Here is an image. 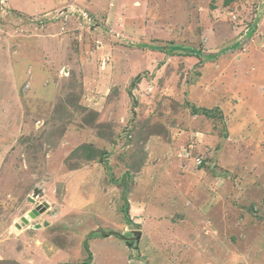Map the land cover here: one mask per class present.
Wrapping results in <instances>:
<instances>
[{"label": "rangeland", "instance_id": "374dc122", "mask_svg": "<svg viewBox=\"0 0 264 264\" xmlns=\"http://www.w3.org/2000/svg\"><path fill=\"white\" fill-rule=\"evenodd\" d=\"M192 253L264 264V0H0V264Z\"/></svg>", "mask_w": 264, "mask_h": 264}, {"label": "crops", "instance_id": "0c3cea01", "mask_svg": "<svg viewBox=\"0 0 264 264\" xmlns=\"http://www.w3.org/2000/svg\"><path fill=\"white\" fill-rule=\"evenodd\" d=\"M204 226V225H203ZM204 228V227H203ZM206 228V227H205ZM97 242V241H96ZM96 242H94V243H96ZM102 249H104L105 250V248H102ZM198 249H197V247H195L194 248V252H196ZM226 250V249H225ZM90 253V252H89ZM92 255L94 256V254L92 253ZM197 254L196 253H192V257L190 258V260H189V263L188 264H200L202 261H200V260H198V259H196V257H194V256H196ZM210 260H208L207 262H205V261H203L204 263H206V264H211V258H209ZM213 262H214V260H213ZM212 262V263H213ZM93 264V263H92Z\"/></svg>", "mask_w": 264, "mask_h": 264}, {"label": "water", "instance_id": "95a60500", "mask_svg": "<svg viewBox=\"0 0 264 264\" xmlns=\"http://www.w3.org/2000/svg\"><path fill=\"white\" fill-rule=\"evenodd\" d=\"M37 211L38 210H34V211H32V213H31V217L30 216H25L23 219H22V222L21 223H23V224H25V222H28L31 218H32V216L34 217V215L35 216H37ZM48 225V223L47 222H44L43 223V226L44 227H46ZM40 228V226L39 225H37V226H35V229H39Z\"/></svg>", "mask_w": 264, "mask_h": 264}, {"label": "bare ground", "instance_id": "6f19581e", "mask_svg": "<svg viewBox=\"0 0 264 264\" xmlns=\"http://www.w3.org/2000/svg\"><path fill=\"white\" fill-rule=\"evenodd\" d=\"M31 213H32V212H31ZM31 213L26 214V216H30V217H31ZM32 218H33V216H32Z\"/></svg>", "mask_w": 264, "mask_h": 264}]
</instances>
